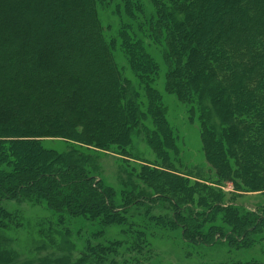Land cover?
I'll return each mask as SVG.
<instances>
[{"label": "trees", "instance_id": "16d2710c", "mask_svg": "<svg viewBox=\"0 0 264 264\" xmlns=\"http://www.w3.org/2000/svg\"><path fill=\"white\" fill-rule=\"evenodd\" d=\"M99 8L117 17L111 43ZM117 41L135 78L118 64ZM162 66L166 90L198 114L206 161L220 179L241 178L242 188L264 192V0H0V228L21 218L9 203L46 205L59 216L52 231L60 240L49 237L53 247L38 248L45 254L35 262L1 252V264H114L121 241L88 238L76 256L71 237L84 233L73 219L99 221L100 237L132 210L152 215L156 206L170 212L152 220L180 227L191 243L251 245L264 229V206L221 205L222 196L191 180L205 179L200 166L189 176L141 165L135 176L146 189L121 199L88 171L97 159L84 148L127 156L134 136L166 160L178 150L154 86ZM44 139L67 147H47ZM218 214L233 229L206 233ZM135 250L145 251L142 236Z\"/></svg>", "mask_w": 264, "mask_h": 264}, {"label": "rangeland", "instance_id": "374dc122", "mask_svg": "<svg viewBox=\"0 0 264 264\" xmlns=\"http://www.w3.org/2000/svg\"><path fill=\"white\" fill-rule=\"evenodd\" d=\"M99 12L105 37L111 43L112 39L116 37L117 17L101 8H99ZM113 48L119 66L124 68V75L129 79L135 78L126 60L122 57L120 42L117 41ZM165 71L166 69L162 66L160 76L154 86L158 88L162 95V101L168 109L167 119L174 129L178 150H169L166 160V158L158 156L160 153L152 151L142 136H134L131 147L134 154L127 153V156L120 152L84 148L86 153H92L97 159V168L90 166L88 171H94L95 176L113 187L118 194V199H121L124 192L134 190L136 193L141 189H146L147 185L135 176L141 165L161 170L166 169L164 167H170L174 169L169 170L171 174L174 172L180 175L187 173L186 175L189 176L198 174L196 173L198 170L191 169L192 167L200 166L202 168L199 171L205 175V179L191 178V180L212 188V194L222 196L221 205H241L245 207V211L256 212L260 206H264V192H250L242 188L240 186L241 178L228 180L221 177L220 179L217 171L206 161L201 142L198 114L192 112L191 105L181 102L174 94L166 90ZM135 84L138 85L139 82L135 81ZM142 101L145 102L144 96H142ZM44 141L45 146L53 147L59 151L65 150L67 147V143L65 142V145L61 140L44 139ZM154 165L156 166L153 167ZM133 172L134 176L131 177L130 174ZM206 196V193L203 192L202 199ZM192 206L201 213L205 211V207H201L197 203ZM8 208L11 212H18L21 218L17 223H10L6 228H0V244L2 245L0 253L8 252L9 258H14L16 261L20 258L24 262L33 260L35 262L45 254V252L39 254L38 248L44 244L53 247L49 237L52 238L55 245L60 244L59 237L52 231V229L59 230L57 227L59 216L47 210L46 205H32L27 202L9 203ZM169 209L163 210L156 206L152 210V215H147L141 210H132L127 215L129 219L125 224L109 225L100 237L95 236V232L98 233L97 231L102 226L99 221H86L82 217L73 219L77 223L75 227H83L84 234L76 235L74 233L70 243L75 247L76 256H80L82 251L88 247V238L105 245L121 241L122 245L118 249L119 254L114 264H247L250 261L264 264V229L250 236L252 243L248 247L243 245L237 247L225 240L213 246L204 243L194 244L184 238L180 227L171 223V226L160 223L159 219L152 220V216H168ZM66 220V225L72 226L73 221L69 218ZM47 221H49V226L46 225ZM213 227L227 233L233 229L225 222L223 214H218L216 220L206 222L204 231L208 233ZM73 232H76L75 228ZM141 236L144 239V252L135 250Z\"/></svg>", "mask_w": 264, "mask_h": 264}]
</instances>
